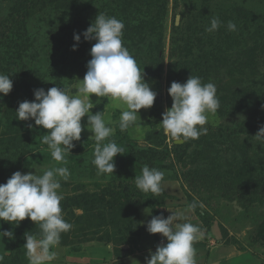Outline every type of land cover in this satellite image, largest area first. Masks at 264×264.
<instances>
[{
	"label": "rangeland",
	"instance_id": "obj_1",
	"mask_svg": "<svg viewBox=\"0 0 264 264\" xmlns=\"http://www.w3.org/2000/svg\"><path fill=\"white\" fill-rule=\"evenodd\" d=\"M97 1L123 21L124 46L157 98L121 131L126 105L90 97L94 104L101 100L92 114L105 108L104 118L114 128L109 139L119 146L118 140L128 143L124 155L115 157L114 174L98 175L93 133L85 127L81 140L74 141L66 165L71 175L61 180L60 190L63 216L73 227L62 234L52 264H146L149 250L154 253L167 243L160 234H149L147 223L175 210H186L188 221L204 231L194 244L198 264H264V142L254 138L264 126V0H57L31 12L25 23L13 20L17 0H0L5 29L0 73L13 81L10 94H0V184L16 171L42 174L65 166L41 142L47 130L34 120H17L16 110L19 103L34 100L36 89L58 86L76 92L95 43L83 33L95 21ZM214 16L222 26L205 31ZM230 20L236 31L227 29ZM74 34L81 36L76 51ZM195 62L202 66L196 69ZM191 74L216 85L220 107L209 115L206 135L176 143L159 125L172 106L168 77L183 84ZM177 145H185L180 157L172 152ZM150 148L157 152L153 167L165 172L163 193L153 195L157 213L137 196L128 201L113 197L120 184L135 182L142 167L149 166L140 156ZM194 201L204 208L187 210ZM3 231H12L15 239H0V264H29L24 235L39 233V226L27 218L19 226L0 221Z\"/></svg>",
	"mask_w": 264,
	"mask_h": 264
},
{
	"label": "clouds",
	"instance_id": "obj_2",
	"mask_svg": "<svg viewBox=\"0 0 264 264\" xmlns=\"http://www.w3.org/2000/svg\"><path fill=\"white\" fill-rule=\"evenodd\" d=\"M222 26L219 17H212L205 31L214 32ZM125 25L116 17L99 13L95 21L83 33L86 41H95L90 50L91 59L83 80H77L74 94L63 87L54 86L47 90H34V100L19 103L16 110L17 120H34L36 126L47 130L42 135V143L47 145L51 157L60 165L44 170L42 174L16 171L0 184V221L19 226L26 218L39 226V233L26 232L24 248L29 264H52L57 258L56 249L63 233L69 232L73 225L63 216L61 201V180L67 181L71 175L67 157L76 146L74 141L81 140L85 130L93 133L96 144L93 165L98 175H112L116 170L115 157L124 155L125 149L114 140V134L104 118V111L92 114L91 110L101 103H92L90 97L119 100L126 109L121 112L119 128L127 130L135 124L141 109H150L157 98V92L144 78L135 57L124 46L122 36ZM229 31H236L233 21L227 22ZM77 50L81 36L74 34ZM11 76L0 73V94L7 96L13 89ZM172 106L162 113V126L166 135L183 143L187 139L196 140L206 135L205 125L210 114L220 107L217 87L214 83H204L199 76L190 75L183 84L173 81L168 89ZM107 105V104H106ZM106 107V106H105ZM87 124L82 125V119ZM140 118V116H139ZM141 120V119H140ZM88 125L91 126L89 130ZM31 127V125H29ZM264 142V126L254 137ZM107 141V142H105ZM165 172L144 165L141 174L135 176L136 187L155 195L163 193L162 182ZM203 209L202 202L189 204L187 210ZM148 215L151 212L147 211ZM167 218L163 214L152 216L146 225L149 234H160L167 243H161L155 252L149 250L146 264H198L194 244L204 237L203 229L188 221L186 210L170 211ZM15 239L12 231L0 232V239Z\"/></svg>",
	"mask_w": 264,
	"mask_h": 264
},
{
	"label": "trees",
	"instance_id": "obj_3",
	"mask_svg": "<svg viewBox=\"0 0 264 264\" xmlns=\"http://www.w3.org/2000/svg\"><path fill=\"white\" fill-rule=\"evenodd\" d=\"M102 1V0H100ZM106 1V0H104ZM53 2H57V0H17V2H15L13 4L14 10L15 12H17V20L13 19L15 23H19L20 21L25 23L28 18L29 15L31 14V12H33L34 10L40 8V7H47L48 5L53 4ZM87 2L91 3V0H87ZM95 2V1H94ZM103 3H99L97 1L96 4V8L98 11L97 13H104L109 17H115V11L112 10H108L106 8H104L102 6ZM128 5H130L128 3ZM119 8V6H118ZM122 9V8H120ZM97 14V15H98ZM96 16V14H95ZM20 19V20H19ZM5 29H2V26L0 25V37H2L4 34ZM195 66L196 69L200 68L202 65L201 63H197L195 62ZM168 81H169V87L171 85V83L173 81H176V79L174 78V76L169 75L168 77ZM177 82V81H176ZM168 87V88H169ZM118 142L122 145V147H125L126 144L128 143V140H118ZM184 149H185V145H177L174 146V149L172 150L173 154H175L176 156L180 157L183 153H184ZM157 152L153 149L150 148L148 149L146 152L141 153V159L146 163H149L150 161V168H152L154 166V162H155V157H156ZM228 171V170H227ZM227 174V173H226ZM240 175V174H239ZM228 176V175H227ZM243 176L240 175V179ZM186 179V178H184ZM134 183V184H133ZM120 188L117 189L116 191H114L113 193V197L118 201V200H125L128 201V199L130 198V196H137L140 199H143L144 204H146V206H148L152 211H154V213H157V210L154 208L155 205H159V203H155L154 201V197L151 192L148 193H144L142 191H140L137 187L135 182H125L124 184H120L119 186ZM206 215H203V218H205Z\"/></svg>",
	"mask_w": 264,
	"mask_h": 264
},
{
	"label": "water",
	"instance_id": "obj_4",
	"mask_svg": "<svg viewBox=\"0 0 264 264\" xmlns=\"http://www.w3.org/2000/svg\"><path fill=\"white\" fill-rule=\"evenodd\" d=\"M178 19V18H177Z\"/></svg>",
	"mask_w": 264,
	"mask_h": 264
}]
</instances>
